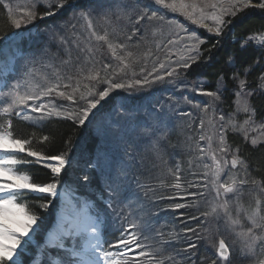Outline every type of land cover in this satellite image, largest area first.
<instances>
[{
    "label": "snow or ice",
    "instance_id": "6c2138e0",
    "mask_svg": "<svg viewBox=\"0 0 264 264\" xmlns=\"http://www.w3.org/2000/svg\"><path fill=\"white\" fill-rule=\"evenodd\" d=\"M39 5L44 6L42 12L37 10ZM62 9L67 19L45 28L46 42L35 51L24 50V41H31L42 27L35 22L54 17ZM246 9L264 10V0H0V11L6 14L9 25L8 31L0 34V98L6 105L0 107V264H204L195 258L193 249L199 251L195 242L166 254L162 246H152V224L134 214L131 204L139 200L136 189H146L145 195L154 189L141 182L134 163L137 157L122 147L137 144L159 156L168 146L173 125L184 122V118L189 126L198 121V141L189 147L198 153L197 159L204 161L206 156L212 163H203V183L187 182L188 188L197 189L188 192L179 182L181 166L176 159L174 167L167 169L175 178L168 187L176 191L153 199L182 202L159 211L197 209L198 214L187 217L197 225L181 230L187 240H193L191 233L196 234V240L201 239L200 230L213 223L217 231L235 232L240 227L235 232L239 251L219 239L218 245H212L215 258L210 264H235L230 259V247L234 257L243 254L255 258V264H264V186L246 178L247 165L236 154L239 148L233 150L225 135L231 125L248 139L246 126L254 123L257 114L249 100L254 93L264 95L255 86H246L248 74L256 71L259 89H264V30L236 38L229 30L232 20L226 19ZM174 16L218 39L202 50L207 40ZM22 28L25 30L20 31ZM53 44L57 51L51 56L59 57L68 70L55 71L54 81L45 76L43 83H36V64L52 67L45 58ZM153 44L156 53L165 55H155L149 68ZM141 48L146 50L134 51ZM62 54L69 58L63 59ZM215 63L221 66L216 89L206 90L207 81L200 70ZM188 69L199 74L189 80ZM229 71L236 85V110L248 114L239 128L234 115L226 119L217 108ZM157 87L163 91L154 92ZM144 93L148 95L142 97ZM193 95L208 99L194 100ZM132 98L147 99L148 104L128 106ZM57 99L69 103L57 104ZM14 116L37 128L53 118L71 121L77 128L87 125L95 146L78 160L70 159L69 136L65 150L45 154L34 147V141L47 142L49 135L16 133ZM259 127L264 132V121ZM213 135L217 137L215 149ZM258 142L256 137L250 141L252 146ZM238 165H243L246 174L240 179L232 172ZM35 166L49 170L47 181L37 179ZM226 167L227 179H222ZM249 184L259 187L260 195L253 196L254 206L244 209L240 198L245 191L252 195L253 190L244 187ZM54 202L59 212H54V226L46 231L42 213ZM205 205L210 207L201 211ZM233 205L237 213L246 211L247 226L233 217ZM116 228V238L107 239ZM45 231L40 244L36 237ZM156 235L163 233L156 230ZM170 235L174 242L177 234ZM164 243L170 242L161 241ZM33 248L37 249L35 259L26 261Z\"/></svg>",
    "mask_w": 264,
    "mask_h": 264
},
{
    "label": "rangeland",
    "instance_id": "374dc122",
    "mask_svg": "<svg viewBox=\"0 0 264 264\" xmlns=\"http://www.w3.org/2000/svg\"><path fill=\"white\" fill-rule=\"evenodd\" d=\"M21 3H24L25 0H20ZM255 2V0H254ZM158 7V6H157ZM40 8L44 9L43 5H39L37 10L39 11ZM250 10L255 9H246L241 14V16H246L247 12ZM257 10V9H256ZM260 10V9H259ZM264 11V10H262ZM19 16H22V12L18 14ZM169 15H174V14H169ZM50 17H47L45 20L49 19ZM175 19L179 20L180 23L185 24L190 31H206V29H201L197 28L195 25H191L190 22L184 20L183 17L180 16H174ZM234 17H226V19H232ZM43 21H36V24L41 25ZM232 25H229V28H232ZM28 27H32V25H28ZM25 29L22 28L20 31H24ZM97 30H100L99 24H97ZM45 28L40 29L38 34H34L32 40L28 43L27 48L24 50L27 51H35L36 49L40 48L45 42H46V36L44 34ZM209 34V33H208ZM211 35V34H210ZM153 38L149 35V41H151ZM182 43V42H181ZM153 47V57L149 58V68L151 67V60L154 59L155 55H160L161 58L164 57L165 53L164 52H155V47L154 44L151 45ZM146 49L141 48V49H134V51L137 52H142L145 51ZM57 51V47L55 44L52 45L51 47V52L49 54V57H46L45 60L46 62H50L52 64V67H46L42 63H37L36 64V74L34 76V82L36 83H43V77H47L48 80L54 81L55 80V71H59L62 68H56V66L60 65V58L59 57H53L51 56V53H55ZM104 56H107L108 53L106 52V49H102ZM76 53L73 52L72 56L73 58L75 57ZM99 55V53H98ZM63 59H68L67 54H62ZM177 57L174 56L173 59H176ZM64 67H67V65H64ZM63 67V68H64ZM68 70V67H67ZM63 72H65L63 70ZM193 78V77H191ZM191 78L188 77L189 80H192ZM246 86L249 88V86L246 83ZM103 87V85H101ZM250 89V88H249ZM63 90V89H61ZM83 90V89H82ZM171 90V89H169ZM259 91H264V89H259ZM154 92H160L163 91V89L157 87L156 89L153 90ZM122 95V93H120ZM115 95V94H114ZM148 94L144 93L142 94V97H146ZM179 95V93H177ZM255 95V93H254ZM253 95V96H254ZM252 98V97H251ZM250 98V100H251ZM47 99V98H46ZM191 99L194 100H205L208 98L205 97H199V96H191ZM249 100V103H250ZM221 102L222 100L217 104L218 109H222L221 107ZM31 103V102H29ZM57 104H68V101L64 100H56ZM102 103H107L102 102ZM137 105L140 106L141 104L147 105L148 100L147 99H142V98H132L131 100L128 101V106L131 105ZM251 104V103H250ZM6 106L3 105L2 98H0V107ZM237 106L234 103V111L231 114H226V119L228 115H234V123H236L237 127L244 126V120L248 118V114L243 113V112H237ZM211 111V110H210ZM56 119V118H55ZM187 118H184V122H177V124L173 125V130L169 133V138H168V146L165 149L160 150L159 156L152 152V151H147L143 149L142 146L134 147L133 149L130 148L129 144L124 145L122 147L127 148V150L131 153H134L133 156H136L138 159L141 161H144L143 167L137 171L138 175L141 179V182L145 185H147L149 188L154 189V191H148L147 195H145L146 189H136V194L139 197V200L136 201L134 200L131 204V207L133 209L134 214L139 213L140 218L143 219L144 221H148L152 224L153 231L151 232V241L150 243L152 244L153 247H160L162 246L165 249V254L167 252H171L176 248H183L186 247L188 243L195 242L198 245V248L201 247L203 252L206 254H215V248L212 246L213 244L218 245L219 239H224L226 243L233 245L237 251L240 249V241L239 238L235 235V232L240 231V227L237 226L235 232L234 231H229L225 232L223 229L220 231L216 230V225L213 223L210 227H206V229H201L200 230V235L201 239L196 240L195 239V233H191L193 237V240H187L184 237L183 232L181 231L184 229L186 226H196L197 221H188L187 217L193 213L198 214L196 208H185V209H179L176 210L175 212L168 210V211H159V208L161 207H167L169 204H173L176 202H182L178 200H158V199H153L154 196H158L161 193L164 194H169L171 192L176 191L175 189H172L168 187L171 185L173 182H175V178L171 175L168 174L167 169L169 167H174L176 159L179 160L180 166H181V180L179 181L182 185L183 188L187 189L188 192H195L197 191L196 188H188L187 182L191 181L193 183H203V172L205 171L203 167V163H212L208 157L205 156L204 161H200L196 157L198 156V153L189 147V145H194L196 141H198V121L195 124H192L189 126L186 123ZM264 121H258L254 118V123L250 124L247 127V133H248V139L245 140L244 138V133L242 131H234L231 127V125L228 126L227 132H232L234 134L239 135L244 141L248 142L249 144L251 139L253 137L258 138V144L254 147H257L261 144L264 143V132L260 130V124L261 122ZM46 122V121H45ZM44 123V122H43ZM215 123V119H214ZM87 126V125H86ZM253 128L256 130L253 131ZM206 129H208L207 122H206ZM209 134H212V129H208ZM226 135V133H225ZM191 138V139H189ZM181 145H177V144ZM201 144H204L205 142H200ZM213 148L215 149L217 147V137L213 135ZM173 152L175 153V159L172 157ZM237 154V153H236ZM238 155V154H237ZM230 159V156L228 157ZM149 159L151 161H149ZM242 159V158H240ZM243 160V159H242ZM166 161V163H165ZM244 161V160H243ZM245 163V162H244ZM246 164V163H245ZM232 172L236 175L237 179H240L241 177H245V171L243 168V165H238L236 169H233ZM228 175V169L227 167L225 168V173L222 175V179H227ZM246 178L252 180L254 179L253 176L249 173L247 169V176ZM255 180V179H254ZM257 181V180H256ZM262 186L264 184L260 183ZM245 189H252L253 193L250 195L248 191H245V194L240 198V204L243 206L244 209H249L250 207L254 206V195H260V189L256 185H245ZM133 188H136V185H133ZM192 197H188V200H192ZM199 199V198H197ZM59 207V206H58ZM210 207V205H205L203 208H201V211L205 210L206 208ZM125 211H128L126 208ZM59 209L55 211V213L58 214ZM158 215H153V213H157ZM183 214V215H182ZM232 214L234 218H238L241 221L242 225L247 226V221H246V211H240L237 213L236 211V206H232ZM56 219V215L54 214V220L52 221L49 230L51 229L52 226H54ZM186 221V223H182L181 221ZM115 224V221H114ZM118 231L119 229L116 228ZM115 229V230H116ZM156 230L159 232L163 233V236L156 235ZM175 233L177 234L175 237V240L173 242V236L170 234ZM46 236V235H45ZM45 236L43 238L42 243L45 240ZM161 241H168L170 243H164L161 245ZM137 251H140V249H137ZM195 252V249H193ZM36 252L37 249L33 248L31 250V253L28 257H32V259H35L36 257ZM264 258V257H261ZM143 259V258H142ZM230 259L235 260V264H255V258L250 257V256H244L243 254H240L239 256H233L232 253V247H230ZM165 264H167V261H165Z\"/></svg>",
    "mask_w": 264,
    "mask_h": 264
},
{
    "label": "trees",
    "instance_id": "16d2710c",
    "mask_svg": "<svg viewBox=\"0 0 264 264\" xmlns=\"http://www.w3.org/2000/svg\"><path fill=\"white\" fill-rule=\"evenodd\" d=\"M43 8H40L39 11H43ZM63 14V15H62ZM246 16H238L232 18V28L229 30L234 32V36L236 38L239 37H247L254 33L258 34L260 30H264V11L255 9L250 12V10L246 13ZM67 12L65 10H61L57 12L56 16L50 17L46 21L41 23L42 28L51 27L54 24H59L62 20L67 19ZM9 25L6 23V14L3 11H0V34H4L8 31ZM199 34L207 40L206 45H202L201 49L203 50L205 47L211 45L217 37H214L205 31H200ZM30 41H24V49L27 48L28 43ZM215 52V50H214ZM207 55V53H205ZM252 62V57H249V63ZM212 64L213 62H209ZM63 64L56 66V68H62L59 71L63 73V70L66 72L67 67H64ZM196 68V65L192 66ZM238 67H240L238 65ZM221 66L218 63L213 64L212 67H203L200 72L203 74L204 79L207 81L205 88L206 90L214 91L216 89V76L220 70ZM227 71V70H226ZM189 78L195 77L199 73H193L192 69H188ZM230 71L225 76V84L226 90L224 97L222 98L221 107L223 111L227 114H231L234 111V101L235 95L233 89L236 87L235 82L232 81L230 77ZM259 76V72L253 71L249 73L246 78V83L250 89L255 86L258 90L259 88V80L257 77ZM191 78V79H193ZM243 78V77H242ZM264 92V91H262ZM251 105L255 106L257 109V114L255 119L261 121L264 119V95L255 94L252 96L250 100ZM13 125L16 133L21 134H29L35 132L37 136L49 135L50 140L47 142L37 143L34 141V147L43 150L45 154H59V152L65 150L66 140L70 136L72 141L71 152L69 153V158L79 159L81 154L86 151H91L95 146V140L91 135V129L88 126L83 128H77L72 125L71 121L68 120H58L53 118L52 120L46 121L42 124L41 127L37 128L35 125H32L25 121H20L17 117H13ZM227 142L232 146L233 150L239 148L237 152L238 156L244 160L247 165V169L249 173L253 176V178L260 183L264 184V143L254 147L248 142L244 141L239 135L234 134L232 132H226ZM177 145H181L180 143ZM130 148L138 147L137 144H129ZM134 150V149H133ZM129 152V151H128ZM130 155H134V153L129 152ZM23 155V154H20ZM175 159V153L173 152V156ZM149 161H151L149 159ZM134 163L137 165V171H139L143 167L144 161L140 159H136ZM211 164V163H210ZM37 171V179L40 181H47L49 179V170L39 168V166H35ZM67 171V169H66ZM74 172H78V169H74ZM58 204L54 202L53 207L50 208L47 212H43L42 215L46 217L47 228L46 231L49 230L52 221L54 220V212L58 210ZM46 231L44 233L39 234L36 237L38 243L42 244L43 238L46 235ZM119 234V231L116 229L115 231H111L107 234V239L114 240L116 236ZM202 247V245H201ZM199 247V251L195 249L197 253V260H204V264H210L211 259L215 258L214 253L205 254L203 250ZM33 250V249H32ZM207 257L205 260L204 258ZM32 259V257H25V260Z\"/></svg>",
    "mask_w": 264,
    "mask_h": 264
}]
</instances>
